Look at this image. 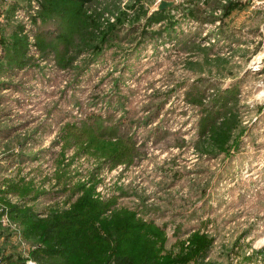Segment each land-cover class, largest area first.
<instances>
[{"label": "rangeland", "instance_id": "obj_1", "mask_svg": "<svg viewBox=\"0 0 264 264\" xmlns=\"http://www.w3.org/2000/svg\"><path fill=\"white\" fill-rule=\"evenodd\" d=\"M162 1L0 0L2 262L23 258L17 234L36 250L13 208L47 219L89 192L109 203L103 219L132 214L158 233L161 257L199 233L213 242L197 264H264V66L249 71L258 54L264 62L249 34L264 15L245 18L243 48L206 47L204 28L189 29L198 2L169 0L165 19L149 21ZM229 2L252 5L218 1L220 13L205 15L230 22ZM92 116L113 141L132 139V163L114 166L68 138Z\"/></svg>", "mask_w": 264, "mask_h": 264}, {"label": "trees", "instance_id": "obj_2", "mask_svg": "<svg viewBox=\"0 0 264 264\" xmlns=\"http://www.w3.org/2000/svg\"><path fill=\"white\" fill-rule=\"evenodd\" d=\"M70 1L84 5L90 0ZM222 8L223 17L240 9L231 2ZM188 15L201 22H213L216 19L206 16L197 4L189 9ZM166 16L167 9L155 11L149 21H160ZM217 105L221 106V103ZM92 118L86 120H90L89 125L80 131L69 129L68 138L79 143L84 152L90 153L91 150V155L109 161L114 166L118 163H132L137 155L132 139L120 137L113 141L111 135L106 136L111 128H102L98 125V119ZM204 121L205 134L208 126L207 120ZM212 126L213 123L209 130ZM108 207L109 203L95 201L86 192L69 211L60 215L39 219L29 209L13 208V218L21 225L25 239L35 243L36 250L31 256L37 264H197L212 247V238L192 233L186 249L181 247L176 256L161 257L158 242L151 240L156 237L162 239L158 233L136 221L132 214H116L111 219H103L102 215ZM15 256L9 253L3 259L10 263L23 262V258L17 255L16 259Z\"/></svg>", "mask_w": 264, "mask_h": 264}, {"label": "crops", "instance_id": "obj_3", "mask_svg": "<svg viewBox=\"0 0 264 264\" xmlns=\"http://www.w3.org/2000/svg\"><path fill=\"white\" fill-rule=\"evenodd\" d=\"M204 2L206 3V6L202 7V9L206 13H208V12L211 13V11H212L213 16H216L215 13L218 9H215V8L219 5L218 1L217 0H212V1L211 0H205ZM243 9L244 8H242L241 11H237L235 15H233L234 13H232L230 16V19H229L230 22L226 23L225 20H222V24L219 26V31H218L220 34L225 35L224 37H225L226 43L237 44L238 47H240V48H243L246 44L245 38H246L247 24H246L245 18L248 17L249 14H253L252 17H253V20L255 21V18L258 19V17H260V14L264 15V10H262V9L256 10V11H253L251 8H249V10H243ZM192 20L197 24H204V23L214 24L215 23V20L213 22L212 21L211 22H208V21L201 22V21L196 20V19H192ZM263 24H264V21H263V23H261V25H259L258 30L249 32L250 35L256 34V36L253 39V43H250V46H251V44L254 46L261 45L260 47L264 48V31L262 29V27L264 26ZM29 257L33 261H35V263L37 264V261L31 256V253L29 254ZM19 263H21V262H18V263H16V261L11 262V263L10 262H8V263L3 262V264H19Z\"/></svg>", "mask_w": 264, "mask_h": 264}, {"label": "built area", "instance_id": "obj_4", "mask_svg": "<svg viewBox=\"0 0 264 264\" xmlns=\"http://www.w3.org/2000/svg\"><path fill=\"white\" fill-rule=\"evenodd\" d=\"M174 2H178V1H181V0H173ZM198 2V4H202V1L201 0H195ZM221 4H226L227 3V0H218ZM237 3H241V2H245L246 0H233ZM252 1V5H251V9L252 10H264V1L263 0H260V1H256V0H250ZM167 2H172V1H167ZM174 2L173 5H174ZM217 13H220V10H217L216 11V15ZM189 29H191L192 31L196 30L198 27H201L202 29L204 28V32L202 33V37H204L205 41L202 42V45L208 47V46H211L213 44H217L219 42V45H223V44H226V41L225 39L223 38H220V40H218V38L220 36H217V32L219 30V26H220V22H215L214 24H208V23H204V24H197L195 23L192 19H189ZM209 29L212 30L211 33H214V35H212L211 37H208V33H209ZM264 50V49H263ZM259 56V54L254 58V61H253V65L251 67H249V71L252 75L254 74H257L262 71L263 69V66H264V62H262L259 58H257ZM1 223L3 225L5 224H9L12 228H14L15 230V225L13 224H10L9 221L7 219H5V216L2 217L1 219ZM8 225V227H10ZM10 227V228H11ZM15 237L17 238V243L19 244V247L22 251H19L23 257V262L19 263V264H36L35 261H33L30 257H29V252L26 251V245L24 243V241L21 239V237L17 234L15 235ZM33 248V247H31ZM0 264H3L2 262V259L0 257Z\"/></svg>", "mask_w": 264, "mask_h": 264}, {"label": "water", "instance_id": "obj_5", "mask_svg": "<svg viewBox=\"0 0 264 264\" xmlns=\"http://www.w3.org/2000/svg\"><path fill=\"white\" fill-rule=\"evenodd\" d=\"M256 1H260V0H256ZM172 6H173V3L172 2L162 1V2L159 3V5L157 7V11L169 9Z\"/></svg>", "mask_w": 264, "mask_h": 264}]
</instances>
